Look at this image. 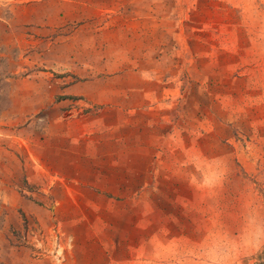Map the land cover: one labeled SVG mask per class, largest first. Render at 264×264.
Wrapping results in <instances>:
<instances>
[{
  "label": "crops",
  "instance_id": "obj_1",
  "mask_svg": "<svg viewBox=\"0 0 264 264\" xmlns=\"http://www.w3.org/2000/svg\"><path fill=\"white\" fill-rule=\"evenodd\" d=\"M207 11L206 0H0V199L13 227L18 212L26 228L45 227L53 207L75 216L65 221L78 246L117 242L123 255L126 242H163L172 227L152 168L178 88L194 83L182 72L207 55L209 32L188 27L205 25ZM179 37L194 52L166 45ZM19 249L0 259L49 264ZM92 256L74 255L81 264Z\"/></svg>",
  "mask_w": 264,
  "mask_h": 264
},
{
  "label": "rangeland",
  "instance_id": "obj_2",
  "mask_svg": "<svg viewBox=\"0 0 264 264\" xmlns=\"http://www.w3.org/2000/svg\"><path fill=\"white\" fill-rule=\"evenodd\" d=\"M206 5V24L188 27L209 32L207 55H192L196 68L182 72L194 83L178 88L180 99L160 127L156 155L162 162L152 168L153 190L161 192L163 219L172 227L162 232L163 242L153 238L141 247L126 242L123 255L117 242L78 246L70 239L78 232L65 221L75 223V216L55 215L49 194L45 227L37 222L24 227L20 212L15 215L21 225L13 227L0 199V256L23 255L24 247L35 260L81 264L74 257L79 247L93 251L91 264H250V255L264 244V0H206ZM175 43L193 51L191 40L188 47L181 37L166 45Z\"/></svg>",
  "mask_w": 264,
  "mask_h": 264
},
{
  "label": "trees",
  "instance_id": "obj_3",
  "mask_svg": "<svg viewBox=\"0 0 264 264\" xmlns=\"http://www.w3.org/2000/svg\"><path fill=\"white\" fill-rule=\"evenodd\" d=\"M6 75H10L9 73H5ZM262 197L264 200V190L262 191ZM21 214V218H22V222H23V226L25 227V222L26 219L23 216V214L20 212ZM251 257L250 259V264H264V244L262 245V247L260 249H257L252 255H250Z\"/></svg>",
  "mask_w": 264,
  "mask_h": 264
}]
</instances>
